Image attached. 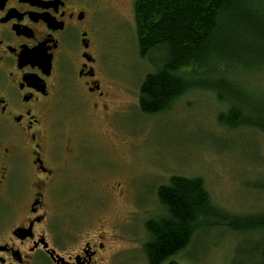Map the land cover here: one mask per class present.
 Instances as JSON below:
<instances>
[{"label": "rangeland", "instance_id": "374dc122", "mask_svg": "<svg viewBox=\"0 0 264 264\" xmlns=\"http://www.w3.org/2000/svg\"><path fill=\"white\" fill-rule=\"evenodd\" d=\"M136 2L115 3L113 9H106L97 27L106 48L101 84L112 94L110 110L120 113L94 122L79 118L73 129L68 127L72 133L84 134L94 149L91 163L107 169L100 175L82 173L73 180L78 194L73 211L79 227L104 225L114 236L110 264H148L145 246L152 237L147 225L167 216L157 190L173 176L201 178L211 201L232 215L264 213V132L251 128L256 122L264 126L263 70H253L227 86L232 93L224 92L229 99L241 98L245 109L254 114L243 127L233 129L219 122L225 102H219L211 91L191 90L162 113H143L139 107L141 83L166 55L141 57ZM120 183L126 194L116 189ZM68 187L65 185V192ZM255 239L252 234L239 236L222 227L200 231L186 250L170 260L177 264H235L236 246L246 247Z\"/></svg>", "mask_w": 264, "mask_h": 264}, {"label": "flooded vegetation", "instance_id": "af4514ba", "mask_svg": "<svg viewBox=\"0 0 264 264\" xmlns=\"http://www.w3.org/2000/svg\"><path fill=\"white\" fill-rule=\"evenodd\" d=\"M119 1L0 0V264H110L114 236L73 211V180L107 169L68 127L120 113L101 84L97 29Z\"/></svg>", "mask_w": 264, "mask_h": 264}, {"label": "trees", "instance_id": "16d2710c", "mask_svg": "<svg viewBox=\"0 0 264 264\" xmlns=\"http://www.w3.org/2000/svg\"><path fill=\"white\" fill-rule=\"evenodd\" d=\"M135 14L141 57L166 55L141 83L142 112L162 113L186 92L203 90L225 102L220 123L233 129L246 125L254 114L241 98L229 99L224 92L232 93L227 86L253 70L264 72V0H137ZM251 128L264 132L261 122ZM157 196L167 216L147 225L152 237L145 246L148 264L169 261L197 233L218 227L256 236L253 244L236 246L235 264H264V213L232 215L220 209L201 178L173 176ZM239 256L246 260L239 261Z\"/></svg>", "mask_w": 264, "mask_h": 264}]
</instances>
